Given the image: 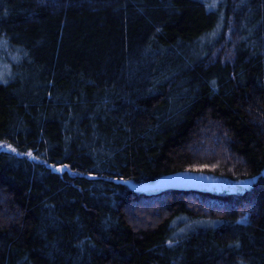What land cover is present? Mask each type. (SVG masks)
Instances as JSON below:
<instances>
[{
  "label": "trees",
  "instance_id": "1",
  "mask_svg": "<svg viewBox=\"0 0 264 264\" xmlns=\"http://www.w3.org/2000/svg\"><path fill=\"white\" fill-rule=\"evenodd\" d=\"M0 264H264V0H0Z\"/></svg>",
  "mask_w": 264,
  "mask_h": 264
},
{
  "label": "water",
  "instance_id": "2",
  "mask_svg": "<svg viewBox=\"0 0 264 264\" xmlns=\"http://www.w3.org/2000/svg\"><path fill=\"white\" fill-rule=\"evenodd\" d=\"M156 187L159 189L190 190L197 189L198 184L192 174L184 173L161 179L156 183Z\"/></svg>",
  "mask_w": 264,
  "mask_h": 264
},
{
  "label": "rangeland",
  "instance_id": "3",
  "mask_svg": "<svg viewBox=\"0 0 264 264\" xmlns=\"http://www.w3.org/2000/svg\"><path fill=\"white\" fill-rule=\"evenodd\" d=\"M195 177V180L198 184L197 189L199 190H208V191H224L228 190L230 187L226 185L225 182H222L218 179L210 178L207 176ZM161 189L156 187V183L148 185L145 187V192L149 194H154L159 192Z\"/></svg>",
  "mask_w": 264,
  "mask_h": 264
},
{
  "label": "snow or ice",
  "instance_id": "4",
  "mask_svg": "<svg viewBox=\"0 0 264 264\" xmlns=\"http://www.w3.org/2000/svg\"><path fill=\"white\" fill-rule=\"evenodd\" d=\"M13 151H14V149H13ZM57 171H59V169H57Z\"/></svg>",
  "mask_w": 264,
  "mask_h": 264
}]
</instances>
